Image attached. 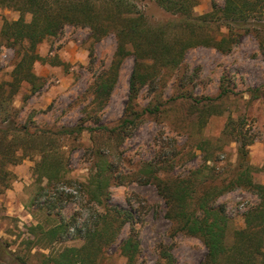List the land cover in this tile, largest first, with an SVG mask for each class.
I'll return each instance as SVG.
<instances>
[{
  "label": "trees",
  "instance_id": "trees-1",
  "mask_svg": "<svg viewBox=\"0 0 264 264\" xmlns=\"http://www.w3.org/2000/svg\"><path fill=\"white\" fill-rule=\"evenodd\" d=\"M147 2L154 3L171 18L152 23L144 5ZM198 4L199 0H0L1 8L19 14L16 20L4 21L0 34L2 40L16 50L19 58L12 80L0 81V175L5 173L7 166L37 156L39 160L33 175L40 183L47 181L48 188L44 187L43 191L56 190L60 184L70 185L66 180L60 141L76 140L85 132L91 134L92 143L100 135L118 140L129 138L144 115L153 117L163 106V103H157L139 111L136 101L140 91L149 87L152 93H157L161 85L167 86L165 78L170 74L181 92L178 98L192 102L198 114V125L204 127L218 114L216 103L230 90L223 86L217 97L203 100L194 97L190 87H194L198 75L182 72L185 55L199 46L228 54L243 36L252 35L264 59V0H211V11L203 15L195 14ZM67 27L89 30L93 45L110 35L116 38L117 50L111 65L97 76L92 86V102L100 109L95 110L97 123L100 122L99 112L104 109L118 82L124 60L129 56L135 58L126 113L114 127H84L80 124L54 130L35 125L31 129V126L19 123L14 98L24 84L30 86L32 95L43 86V79L34 72L36 63L46 61L38 54V46L47 39L59 37ZM90 57L92 65L94 47ZM250 95L252 101L264 98L260 89L250 90ZM225 137L237 144V165L234 176L221 184L214 182L216 169L211 168L212 172L207 169L213 173L211 176L198 169L183 177H173L171 174L182 151L177 140L163 146L166 152L157 160L135 166L129 174L120 171V162L116 164L112 155H107L101 147L92 146L90 150L96 160L89 185L93 188L90 201L103 207V212L97 211L96 223L86 227L84 233L80 231L78 238L83 244L50 254L51 264H98L105 249L116 242L121 229L134 223L133 213L106 203L112 183L155 186L165 203V216L172 222L175 234L183 233L203 241L207 248L203 264H264V185L256 180L257 169L250 163L249 155V147L256 138L237 127L232 119L223 132L222 138ZM211 143L200 140L196 152H213ZM188 154L196 157L197 153L188 151ZM213 160L208 156L205 163ZM237 188L255 194L260 202L244 214L245 228L235 231L230 241L231 222L224 207L218 206L217 202L222 194ZM52 195V200L71 198L59 190ZM102 197L106 198L105 204ZM51 211L47 213L49 219ZM46 224L38 222L31 227L32 246L49 249L70 232V226L63 221L52 220L48 226ZM120 249L126 264H136L140 241L135 234H131ZM170 249L163 247L160 252L161 258L169 264L174 260ZM17 260L23 259H12L13 262Z\"/></svg>",
  "mask_w": 264,
  "mask_h": 264
},
{
  "label": "rangeland",
  "instance_id": "rangeland-1",
  "mask_svg": "<svg viewBox=\"0 0 264 264\" xmlns=\"http://www.w3.org/2000/svg\"><path fill=\"white\" fill-rule=\"evenodd\" d=\"M144 5L152 23L171 18L154 3ZM209 11L211 0H199L195 14L203 15ZM18 17V12L0 7V34L5 20L12 21ZM92 47L95 61L91 65ZM116 50L117 42L113 35L93 45L89 30L73 27H67L57 38L43 41L37 52L46 61L34 66V72L43 79V86L32 95L30 86L24 84L14 98L19 123L29 125L31 129L35 125L54 130L80 124L84 127H114L126 113L134 56L124 60L112 95L98 114V123L95 110L99 108L92 102V86L97 76L110 67ZM18 61L16 50L0 36V81L12 80ZM182 66V72L198 75L194 87H190L194 97L202 100L217 97L223 86L230 90L216 103L218 114L211 117L204 127L198 125V114L192 102L178 98L181 92L170 74L165 78L167 86L161 85L157 93H152L149 87L140 91L136 101L139 111L157 103H163V106L153 117L144 115L129 138L118 140L100 135L92 143L91 134L85 132L76 140L60 141L66 180L70 185L60 184L56 190L43 191L47 181L40 183L33 175L39 160L37 156L5 168V173L0 175V264H51L50 254L83 244L78 238L80 231L84 233L86 227L96 223L94 216L97 211L103 212V207L90 201L93 189L90 183L96 160L90 149L94 145L112 155L116 164L120 162V171L129 174L135 166L157 160L166 152L163 146L177 140L182 151L171 175L183 177L202 169L211 176L213 173L209 171L216 169L214 182L221 184L236 172L237 144L228 137L222 138L232 119L237 127L256 138L249 147L250 163L257 169L256 180L264 185V98L252 101L250 95V90L255 89L264 94V59L255 37L243 36L228 54L211 47L192 48L186 53ZM200 140L211 141L213 152H196ZM188 151L197 153L196 157L189 155ZM208 156L214 160L205 163ZM57 190L71 195V198L52 200L51 196ZM107 195V202L102 197L104 204L133 213L135 221L121 229L116 242L105 249L98 264H126L120 247L131 234L140 241L136 264H169L160 256L163 247H171L174 259L171 264L204 263L207 248L203 241L183 233L175 234L172 222L165 216V203L155 186L112 183ZM259 202L255 194L243 188L230 190L218 198L217 205L224 207L231 222L230 241L235 231L245 228L244 214ZM50 209L51 219L47 216ZM52 220L63 221L70 226L66 238L49 249L32 246L34 236L31 227L38 222H46L48 226ZM17 258L23 260L12 261Z\"/></svg>",
  "mask_w": 264,
  "mask_h": 264
}]
</instances>
